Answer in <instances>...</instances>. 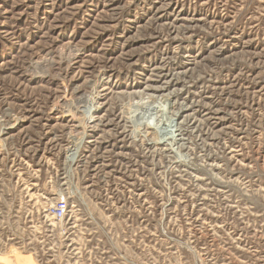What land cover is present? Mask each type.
<instances>
[{
	"label": "rangeland",
	"instance_id": "374dc122",
	"mask_svg": "<svg viewBox=\"0 0 264 264\" xmlns=\"http://www.w3.org/2000/svg\"><path fill=\"white\" fill-rule=\"evenodd\" d=\"M0 264H264V0H0Z\"/></svg>",
	"mask_w": 264,
	"mask_h": 264
}]
</instances>
